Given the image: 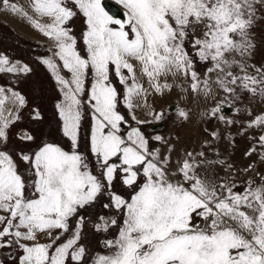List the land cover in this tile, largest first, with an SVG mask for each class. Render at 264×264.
Segmentation results:
<instances>
[{
  "label": "snow or ice",
  "instance_id": "6c2138e0",
  "mask_svg": "<svg viewBox=\"0 0 264 264\" xmlns=\"http://www.w3.org/2000/svg\"><path fill=\"white\" fill-rule=\"evenodd\" d=\"M116 4L123 18L104 0H0L50 42L39 63L60 133L38 138L22 122L25 110L44 122L41 107L0 86V264H264V110L252 108L264 104V63L252 61L264 0ZM32 71L0 53V74ZM174 93L173 118L156 99ZM192 104L201 121L239 126L253 159L237 167L221 153L219 129L176 153L144 127L190 122ZM97 204L106 213L93 219Z\"/></svg>",
  "mask_w": 264,
  "mask_h": 264
},
{
  "label": "rangeland",
  "instance_id": "374dc122",
  "mask_svg": "<svg viewBox=\"0 0 264 264\" xmlns=\"http://www.w3.org/2000/svg\"><path fill=\"white\" fill-rule=\"evenodd\" d=\"M20 1L15 0L17 4L25 6V4L21 3ZM25 1L27 2L26 7H29L30 0H25ZM108 1L109 0H106L105 2H108ZM111 1L115 3L114 0H111ZM3 15H8V14L6 13L0 14V27L3 28V30L0 29L3 31L0 33V50H2L1 48L5 45V43L9 42V40L15 39V37L13 38V36L15 35L14 33L11 38H8V37L5 38V36L9 32L4 33L5 27L3 24H6V23L9 24L11 21H6L7 20L6 17L1 19ZM113 15H115L117 18H122L120 17V14H113ZM9 18L11 20L18 19L14 17L13 15L10 16ZM73 27L75 28L77 32H80L84 27L83 18H77L75 20ZM31 30L33 32L32 28ZM2 35L3 37H1ZM16 37H18L21 40L11 42V43H14L13 45L17 47L7 48L6 54L7 55L10 54V58H12L13 60L19 59L21 62L27 63L29 64L30 67H32L33 71L29 75L26 76V80L24 81L25 84H23V89L27 93L26 97L28 98L30 105H39L45 114V121L38 125H34L30 122L28 114H27V110H25L24 119L22 123L24 126L32 127L38 138L40 137L42 133L45 135V138L46 137L48 138L47 134L49 132H52L54 129L56 130V136L59 137L60 133L58 130L59 128L58 118L54 115V104L56 103V100L59 98V94L55 89L54 82L51 79L49 72L42 64L39 63V58L48 55L47 49L49 47L50 42H48L46 38H44L41 34H40L41 41H36L26 36H25L26 38L25 37L22 38L19 36H16ZM255 37H256V49L253 53L252 61L256 63L257 65H259L261 63H264V20H258L257 26L255 28ZM21 43H23L24 46ZM1 52L2 51H0V53ZM168 97H170V99L168 100H166V97L157 98L156 99L157 107L159 108V107H164V106H170L171 104L172 105L177 104L178 101L176 98H174V96L173 97L168 96ZM179 103L182 104L183 102L180 101ZM245 103H248V101L246 100ZM191 107L193 110L192 119L190 122L186 123V124L190 123L189 127L184 126L183 125L184 123L182 124L179 121H175L174 119H169L164 122L166 125L165 126L163 125L164 127L161 128V130H163L161 131V133H163L165 137H168V136L173 137V143H175L176 145V153H180L184 149H188V150L197 149L198 150L201 145V142L205 139H209L208 133L204 131V128L207 127L209 130L219 129L221 136L223 138L215 146L219 148L221 153H223L226 156H230V159L233 162H235L237 167H243L247 165L253 159L251 157L246 158L243 155L244 152L251 146L252 141L249 140L246 135L245 136L238 135L239 126L226 129L223 125L219 124L217 121H214V120L207 121V122L201 121L199 114H198L200 109L195 104H192ZM252 108H253V111L259 112V111L264 110V104L255 102L252 104ZM168 110H169L170 116L174 118L176 114L175 107L174 108L170 107ZM226 110L227 111H225V115L228 117H231L232 116L231 110L230 109H226ZM122 111H124L126 114V110L122 109ZM243 118L244 117H241V119ZM48 121H51L52 123L49 124ZM199 126H201V131L198 128ZM144 127L148 129L147 130L148 133L151 134L150 131H152V129L150 128V126L145 125ZM156 130L160 131V129H154L153 131H156ZM195 132H201L200 134L201 137L200 138L197 137L195 135L197 133ZM229 135L231 137H234L235 139L234 146H230L229 144V139H228ZM175 137H179V139L176 140ZM209 155L211 156L212 153H209ZM256 159H257V166L259 167L260 171L264 172V164H260L258 161V158ZM220 174L224 175L222 170ZM104 200L106 201V198H104ZM101 203H102V200H101ZM98 210L99 212H102L103 208L102 207H97V209L95 208V211H98ZM97 238L98 237L96 234H91L89 236V240L93 244L95 243Z\"/></svg>",
  "mask_w": 264,
  "mask_h": 264
},
{
  "label": "crops",
  "instance_id": "0c3cea01",
  "mask_svg": "<svg viewBox=\"0 0 264 264\" xmlns=\"http://www.w3.org/2000/svg\"><path fill=\"white\" fill-rule=\"evenodd\" d=\"M18 1H20V0H18ZM104 1H106V0H104ZM111 3H113L114 5H116L117 7H119L117 4H115L116 3V0H114L115 1V3L113 2V1H111V0H109ZM108 1V2H109ZM21 3H24L25 4V6H23L25 9H28L29 7H26L27 6V2L24 0V2H23V0L22 1H20ZM119 9L123 12V9H122V7L120 6L119 7ZM10 16H12V15H10V14H8V15H3L2 17H1V19H3L4 17H6V21H11L9 24L8 23H6V24H3L4 25V33L5 32H9V33H7V35L5 36V38H11L12 37V35H13V33L16 35V36H19V37H22V38H24L25 36L26 37H28V38H32L33 40H36V41H41V37H40V34H38V32H36V31H34L33 30V32H32V30H31V28H29L28 26H27V23L26 22H23L21 19H13V20H11L9 17ZM17 18V17H16ZM0 29H2L3 30V28L2 27H0ZM2 30H0V33L1 32H3ZM13 36V38L15 37V39H13V40H9V42H7V43H5V45L1 48L2 50H0V51H2L1 53H5L6 54V49L7 48H12V47H17V46H15V45H13L14 43H11V42H15V41H20L21 39H19L18 37H16V36ZM23 35V36H22ZM1 37H3V35L1 36ZM25 37V38H26ZM23 42V41H22ZM25 42V41H24ZM23 46H24V44L23 43H21ZM8 51H10V50H8ZM7 53H9V52H7ZM8 56L10 57V54H8ZM19 60V59H18ZM20 61V60H19ZM25 78V79H23V78ZM26 80V76H20V77H17V76H13V75H10V74H0V86H4V87H12V88H14V89H16V90H18V91H20V92H22L25 96H27V93L24 91V89H23V84H25L24 83V81ZM168 96H174V98H176V94H173V95H167V96H165L166 97V100H168V99H170V97H168ZM168 97V98H167ZM172 108H174L175 107V105H170ZM143 118V117H142ZM163 123V125L165 126L166 124L164 123V122H162ZM157 124H159V123H157ZM152 125H156V123H154V124H152ZM184 126H190V123H188V124H186V123H184L183 124ZM147 126H150V125H147ZM163 126V127H164ZM184 126H183V128H184ZM186 128V127H185ZM199 129H200V131H201V126H199L198 127ZM148 130V129H147ZM161 131H163V130H161L160 129V131H158V130H156V131H150L151 132V134L150 135H156V134H159V135H163V133H161ZM195 131V130H194ZM195 133H197V134H195L197 137H201V132H195ZM199 134V135H198ZM165 136V135H164ZM47 138V137H46ZM101 200H102V203L103 202H105V200H104V198H101ZM97 207H101L99 204H97L96 206H95V208L97 209ZM95 208L94 209H92L91 211H90V214H91V216H92V218L93 219H95V217H96V215H98V214H105L106 212V210H102V212H99V210L98 211H95Z\"/></svg>",
  "mask_w": 264,
  "mask_h": 264
},
{
  "label": "water",
  "instance_id": "95a60500",
  "mask_svg": "<svg viewBox=\"0 0 264 264\" xmlns=\"http://www.w3.org/2000/svg\"><path fill=\"white\" fill-rule=\"evenodd\" d=\"M104 3L106 4V7H107L108 9H111V11H112L113 14H119V9H118L117 6H115V5L112 4L111 2H105V1H104ZM225 111H227V110L225 109ZM162 127H163V123L156 124V125H150V128H151L152 130H154V129H161Z\"/></svg>",
  "mask_w": 264,
  "mask_h": 264
},
{
  "label": "bare ground",
  "instance_id": "6f19581e",
  "mask_svg": "<svg viewBox=\"0 0 264 264\" xmlns=\"http://www.w3.org/2000/svg\"><path fill=\"white\" fill-rule=\"evenodd\" d=\"M118 9H119V7H118ZM119 14H120V17L123 18V12L120 9H119Z\"/></svg>",
  "mask_w": 264,
  "mask_h": 264
}]
</instances>
